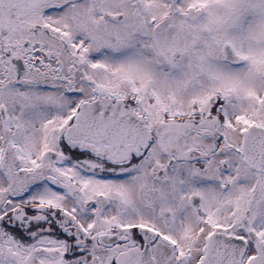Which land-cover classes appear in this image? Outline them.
Segmentation results:
<instances>
[{"label":"snow or ice","instance_id":"6c2138e0","mask_svg":"<svg viewBox=\"0 0 264 264\" xmlns=\"http://www.w3.org/2000/svg\"><path fill=\"white\" fill-rule=\"evenodd\" d=\"M0 264H264V0H0Z\"/></svg>","mask_w":264,"mask_h":264}]
</instances>
